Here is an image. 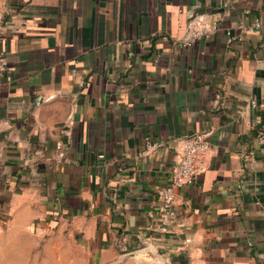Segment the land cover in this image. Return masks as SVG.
<instances>
[{"label": "crops", "instance_id": "obj_1", "mask_svg": "<svg viewBox=\"0 0 264 264\" xmlns=\"http://www.w3.org/2000/svg\"><path fill=\"white\" fill-rule=\"evenodd\" d=\"M255 16L264 0H0V264H264ZM207 129L174 231H151L179 138ZM142 246L159 256L124 255Z\"/></svg>", "mask_w": 264, "mask_h": 264}, {"label": "built area", "instance_id": "obj_2", "mask_svg": "<svg viewBox=\"0 0 264 264\" xmlns=\"http://www.w3.org/2000/svg\"><path fill=\"white\" fill-rule=\"evenodd\" d=\"M218 19L207 21L200 19L190 27L182 43L188 45L201 36H210L218 28ZM249 30L264 28V19L255 16L247 24ZM229 39L232 38L231 31L228 30ZM8 67V60L5 56H0V72ZM255 103V101H252ZM211 130L192 131L185 133L179 138V148L177 149V163L174 167L170 180L157 187V203L154 212L151 214L149 228L157 233H171L174 231L175 218L178 213L176 199L179 189L195 181L197 175L203 169V157L209 150L211 144L209 135ZM259 138L264 142V127L259 130ZM61 147L62 143L59 142ZM143 247V246H142ZM140 248V247H138Z\"/></svg>", "mask_w": 264, "mask_h": 264}, {"label": "water", "instance_id": "obj_3", "mask_svg": "<svg viewBox=\"0 0 264 264\" xmlns=\"http://www.w3.org/2000/svg\"><path fill=\"white\" fill-rule=\"evenodd\" d=\"M124 255H129L136 258H157L159 256V251L156 247L153 246H143L131 251H127Z\"/></svg>", "mask_w": 264, "mask_h": 264}]
</instances>
